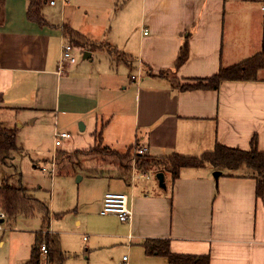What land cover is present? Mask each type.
I'll return each mask as SVG.
<instances>
[{
  "label": "crops",
  "instance_id": "0c3cea01",
  "mask_svg": "<svg viewBox=\"0 0 264 264\" xmlns=\"http://www.w3.org/2000/svg\"><path fill=\"white\" fill-rule=\"evenodd\" d=\"M82 2L83 18L79 7L64 0L57 19L41 13L46 22L41 26L28 19L26 0H0L3 126L18 132L24 119L35 124L48 116L74 129L83 122V131L100 133L104 146L119 152L142 149L151 157H198L216 144L249 150L253 137L264 152V70L255 81H224L215 90L181 91L159 76L171 72L193 84L220 67L264 54V0ZM63 27L98 48L85 50L83 61L61 64L62 44L74 46ZM185 41L188 57L175 68ZM113 52L129 61L117 57L111 66ZM212 172L207 165L182 168L175 179L163 174V186L158 180L147 183L149 172L130 173L127 180L113 174L89 178L106 182L98 192L99 214L106 192L125 194L131 212L110 234H93L121 259L97 254L93 264H173L146 251L145 243L152 241L193 257L191 264H264V185L257 196V182L248 173L219 171L215 180ZM48 227L28 236L5 234L0 226V264H27L35 250L38 264H53L39 251L40 235H57ZM58 242L64 264L68 254L60 237Z\"/></svg>",
  "mask_w": 264,
  "mask_h": 264
},
{
  "label": "trees",
  "instance_id": "16d2710c",
  "mask_svg": "<svg viewBox=\"0 0 264 264\" xmlns=\"http://www.w3.org/2000/svg\"><path fill=\"white\" fill-rule=\"evenodd\" d=\"M28 3V19L38 25H44L46 22L41 14V7L46 0H26ZM64 37L76 45L92 51L98 46L91 43L85 37L73 30L63 27ZM80 43H82L80 45ZM188 57V42L185 41L179 50L175 68L182 65ZM264 70V54L259 53L233 66L220 67L218 73L210 78L196 79L193 84H184L175 86L178 90L192 89H217L218 85L224 81H255L259 71ZM171 72H160L159 76L167 78L172 84L169 75ZM173 85V84H172ZM2 94L0 93V109L2 108ZM95 144L82 150H72L69 152L58 151L54 154V176H74L82 175L87 178L108 177L111 174L116 178L127 180L132 170L134 162L137 173H145L154 169L157 173H168L172 179L178 176L182 168H198L210 163L216 170L225 171L229 174L239 172V174L248 173L256 180V194H262L264 185V152L257 149L256 138L251 139L249 150H239L228 148L216 144L212 151L206 152L198 157L181 156L170 154L162 157H151L149 155L138 154L132 155V147H128L124 152L110 149L103 145L101 134H93ZM21 150L17 141V130L9 129L0 123V162L3 166L14 168L11 163L12 155ZM134 150H137L135 148ZM15 169V168H14ZM242 172V173H241ZM20 177V175H19ZM18 184V185H17ZM0 205L6 219L14 220L17 216L31 218L35 214L41 215L42 230L47 229L50 223L51 215L49 207L42 201L30 195L21 185L20 178L14 185H9L7 181L0 186ZM55 216V215H53ZM40 244L43 242L47 248V254L50 261L54 264H62L65 255L60 251L58 235L52 237L40 235ZM146 242L145 249L147 252L156 251L165 256L173 264H191L193 257L177 255L170 253L164 242L155 241ZM157 245H164L165 248H158ZM207 262L208 258L205 257ZM27 264H38V255L36 250Z\"/></svg>",
  "mask_w": 264,
  "mask_h": 264
},
{
  "label": "rangeland",
  "instance_id": "374dc122",
  "mask_svg": "<svg viewBox=\"0 0 264 264\" xmlns=\"http://www.w3.org/2000/svg\"><path fill=\"white\" fill-rule=\"evenodd\" d=\"M48 1L46 0L42 5L41 13L56 17L55 19H57L64 0H51L56 4L55 7L50 6ZM69 1L71 7L80 8L79 16L83 18V0ZM114 8L116 9V7ZM113 12L112 10L111 13ZM87 16L90 18L94 17L91 12ZM82 21L80 20L79 22ZM85 50L86 47L83 49L81 46L74 44L72 55L75 57V61H83ZM117 57L123 58L126 62L129 61L126 57L113 52L111 57L109 56L111 66H116L117 61L115 59ZM169 77L172 79L173 86L185 84L184 81L177 79L173 74H170ZM80 123L84 125L83 122ZM54 132L69 133L71 139L64 140L60 147H55ZM17 135L19 138L18 145L21 147V150L12 155L11 163L15 169L5 167L0 162V186L5 181L9 185L15 186L20 178L22 187L30 195L48 205L51 213L48 231L60 237L61 248L68 254V258L64 264H93V255L97 254L99 256L106 254L115 259L117 257L121 259L120 253L108 246V241L101 238H93V234H110L109 231L116 229L119 222L112 215L100 216L96 206L98 192L100 188L104 187L106 182L98 179H89L80 174L63 177L54 176L52 170V166L53 168L55 166L53 155L56 152L82 150L94 145L95 137L93 133L88 129L79 131V125H76L74 129L66 124H61V122L55 124V121L53 122L52 118L48 116L40 118L35 124L31 123L30 120L24 119ZM135 152L139 154L138 149L132 150L131 154L134 155ZM34 165L38 167L35 168ZM134 165L133 162L130 173L137 175L138 173L133 170L135 168ZM206 165L213 168V177V174L218 170L210 163H205L204 166ZM234 174H239V172ZM149 176L151 181L147 183L156 182V170H150ZM79 177H81L80 180L78 179ZM82 177L84 178L82 179ZM0 210H2L1 205ZM0 226L5 234H9L12 231L13 234L25 233L28 236H36V232L42 230L41 215L35 214L31 218H24L19 215L14 220L4 219ZM46 235L49 237L54 236L53 234L46 233L43 234V237ZM83 237H85V241ZM92 245L106 247L94 251L89 247Z\"/></svg>",
  "mask_w": 264,
  "mask_h": 264
},
{
  "label": "built area",
  "instance_id": "2783aa9c",
  "mask_svg": "<svg viewBox=\"0 0 264 264\" xmlns=\"http://www.w3.org/2000/svg\"><path fill=\"white\" fill-rule=\"evenodd\" d=\"M52 5L53 1H49ZM146 34V32H145ZM73 46L65 42L61 46V64L74 63L75 57L72 55ZM54 146L60 147L64 140L70 139V135L64 132L53 133ZM139 154H144V150L138 149ZM101 216L114 215L119 222H127L130 219L131 212L128 208V198L123 193L118 192H106L102 199V206L100 210ZM5 218L4 214L0 212V221ZM1 225V223H0ZM39 251L43 254H47L46 245L43 243L39 247ZM125 260V258H124Z\"/></svg>",
  "mask_w": 264,
  "mask_h": 264
},
{
  "label": "water",
  "instance_id": "95a60500",
  "mask_svg": "<svg viewBox=\"0 0 264 264\" xmlns=\"http://www.w3.org/2000/svg\"><path fill=\"white\" fill-rule=\"evenodd\" d=\"M84 130V126L83 125H79V131H83ZM220 175V172L219 171H217V172H215L214 174H213V178L215 179V180H217V178H218V176ZM79 180L81 179V177H79L78 178ZM156 179L158 180V182H159V184L161 185V186H163V181H164V175H163V173H158L157 175H156Z\"/></svg>",
  "mask_w": 264,
  "mask_h": 264
}]
</instances>
